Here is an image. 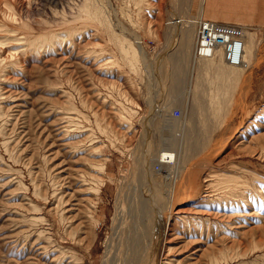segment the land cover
Here are the masks:
<instances>
[{
	"label": "rangeland",
	"instance_id": "obj_1",
	"mask_svg": "<svg viewBox=\"0 0 264 264\" xmlns=\"http://www.w3.org/2000/svg\"><path fill=\"white\" fill-rule=\"evenodd\" d=\"M180 182L162 264H264V0H0V264H108Z\"/></svg>",
	"mask_w": 264,
	"mask_h": 264
},
{
	"label": "bare ground",
	"instance_id": "obj_2",
	"mask_svg": "<svg viewBox=\"0 0 264 264\" xmlns=\"http://www.w3.org/2000/svg\"><path fill=\"white\" fill-rule=\"evenodd\" d=\"M200 7H201V5H200ZM204 26H206V24L203 25V28H204ZM207 26L209 28H211V26H213V25L208 24ZM220 29L223 30L222 28H220ZM202 31H203V29H202ZM202 31L200 32V36H199L200 43L198 44V53L200 54L201 57H206V56L212 55L213 50L216 49V44L219 46V44L222 42L213 38V37H211L209 39L206 34L202 35ZM213 34H214V32H213ZM223 37H224V40L229 41V42H233L235 40V39L230 38L229 35L226 34L225 32H223ZM211 44H213V45H211ZM222 44H225V43H222ZM205 45L210 46V49H211L210 55H202L201 54L202 51L206 48ZM239 52H240V49H239ZM235 57L236 56H233V54H232V58L234 59ZM170 146H172V145H170ZM175 146L180 147L178 141H177V144H175ZM147 155H149V154H147ZM147 155H145V157H143L141 159V161H136V163L134 165L135 168H133L132 173L135 174V172L138 170V167H139L142 169L141 170L142 172L139 173L137 171L136 172V178H137V175H139L140 178H143L144 171L146 170L147 171L146 174H148V175L150 174V179H151L150 181L148 180L147 183L148 182L153 183L152 179L154 177L152 176V173H150L149 169H151V172H153L154 176L157 177V180H158V174H157V171L154 170V167L152 165L153 163H149L152 159H150ZM177 158H179V157H177ZM178 163L179 162L175 161L174 166L177 165ZM148 164H151L150 165L151 167L148 166ZM173 167H170L168 169L171 170ZM179 169L180 168L178 167L177 170H179ZM169 175H171V173H169ZM143 182L141 183V186L145 185L146 180ZM177 184L179 187L176 188L175 192H172V191L169 192L166 190V192L162 194V193L157 192L155 190V192L153 191V193H151V194L146 193L147 198H144L142 195L140 197L136 196L137 206L135 208V212H136V215L138 217V220L141 221V219H147V223L139 225L138 224L139 222H137L134 225V228H133V226L130 228V232L128 233L129 235L127 234V236H128L127 239L122 241L124 243L121 242L120 245L118 246V248H116V247H115L116 249L114 248L115 249L114 252L111 251V253L109 255L107 254L106 259L109 260L108 264H141V263H143V264H160L161 263L162 264V254L164 252L163 242H164V236L166 234V226H167V224H166V222H167V218H166L167 209L165 207L173 208L176 204L180 203V201L185 199V197L179 196L180 190L183 191V188H182L183 182H180ZM153 185L154 184H152V186ZM157 186H158V184H157ZM135 195H136V192H135ZM160 196H162V197H160ZM142 223H143V221H142ZM152 232L154 233V235L156 233V237H155L156 239L154 240L155 242L151 241L152 244H150L149 240H151L150 237L153 236ZM153 238H154V236H153ZM152 249H153V251H152ZM154 251H156V253H153ZM165 259L167 261H165V263H163V264H168V261H170L169 258L166 257ZM142 260H143V262H142Z\"/></svg>",
	"mask_w": 264,
	"mask_h": 264
},
{
	"label": "built area",
	"instance_id": "obj_3",
	"mask_svg": "<svg viewBox=\"0 0 264 264\" xmlns=\"http://www.w3.org/2000/svg\"><path fill=\"white\" fill-rule=\"evenodd\" d=\"M214 32V34H213ZM235 33V31L233 32ZM237 33V32H236ZM206 34L207 37L210 39L211 37L221 41L222 43H225L228 45L227 49L232 51L233 56H237L239 59V50L237 49V40L235 39L233 42H229L224 40L223 37V31L220 28H214L213 26H211V28H209L208 26H204L203 31H202V35ZM213 45V44H211ZM206 48L202 51V55H210L211 54V49L209 45H205ZM174 116H179L181 115V110L178 109H174L173 111Z\"/></svg>",
	"mask_w": 264,
	"mask_h": 264
},
{
	"label": "crops",
	"instance_id": "obj_4",
	"mask_svg": "<svg viewBox=\"0 0 264 264\" xmlns=\"http://www.w3.org/2000/svg\"><path fill=\"white\" fill-rule=\"evenodd\" d=\"M242 2H244V1H242ZM193 45V44H192ZM194 47V46H193Z\"/></svg>",
	"mask_w": 264,
	"mask_h": 264
}]
</instances>
